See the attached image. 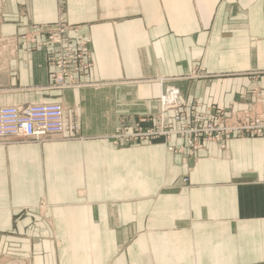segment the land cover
Here are the masks:
<instances>
[{
  "label": "crops",
  "instance_id": "1",
  "mask_svg": "<svg viewBox=\"0 0 264 264\" xmlns=\"http://www.w3.org/2000/svg\"><path fill=\"white\" fill-rule=\"evenodd\" d=\"M61 3V4H60ZM91 38L97 88H47L44 53L0 57V106L59 103L81 139L0 146V256L30 264H264V137L114 144L184 100L250 108L264 87V0H0V36L59 19ZM209 78L186 80L196 68Z\"/></svg>",
  "mask_w": 264,
  "mask_h": 264
},
{
  "label": "rangeland",
  "instance_id": "2",
  "mask_svg": "<svg viewBox=\"0 0 264 264\" xmlns=\"http://www.w3.org/2000/svg\"><path fill=\"white\" fill-rule=\"evenodd\" d=\"M60 2V0H59ZM61 4V3H60ZM63 25L68 28L66 33L67 37L70 39V44L68 47L71 49L70 57L71 62L79 61L77 68H75L73 63H68L69 67L67 70L71 74V78H67L64 81L68 87L63 88L62 86L56 85L52 78V74L61 71L58 67L55 69L51 65L49 59V50L52 46L48 43L49 34L47 30L42 29L41 32L37 31L39 28H48L52 26ZM38 28V29H37ZM78 30V34L74 31ZM58 34V33H56ZM78 36L83 40H87L83 49H80V43L78 41ZM91 38L90 36L82 30L81 25H74L67 23L64 19H59L57 22L51 25H36L32 24L22 33L10 35V36H0V57H12L20 53H30V52H43L44 53V65L48 70L49 84L47 86L50 90L63 91L68 89H81V88H97V84L90 81V72L92 70V59L90 52ZM58 48V46H57ZM80 49V50H79ZM56 60L58 64H61L66 59L65 57L56 54ZM65 70L63 69L62 72ZM209 78L203 70L199 67L196 68L192 74L186 78V80L192 79H203ZM172 80H162L160 81L161 92L157 98L158 111L155 114L138 116L136 122L129 128L122 127L114 132L111 136L112 142L114 144H131V143H146L151 144L156 140L162 139L164 142L169 141L172 138H179L185 141V148H172L169 150L178 153H185L188 157H193L194 154L204 149L205 145L209 142L218 144L221 148L225 147V143L229 138H244V137H254L263 138L264 135H252L244 134L240 135L237 133L224 134L221 137H210L207 135V130L209 125L213 124L214 131H218L221 126L214 124L215 119L219 122L226 120L224 116L231 118L236 114H242L244 120L256 123L259 122V115L254 116L253 114H264V109H262V104L264 100V87L256 88L252 90L251 97L254 102L250 108L247 109H235L233 104H230L227 108H220L216 105H205L197 99L184 100L181 97L180 91L177 87L172 84ZM177 91V102L175 106L164 108L162 106V99L165 96L167 90ZM43 104V103H38ZM59 104V103H56ZM20 105H34V104H20ZM61 106V104H59ZM19 106V105H13ZM0 107H10V106H0ZM62 107V106H61ZM64 110L65 118L68 121L75 122L77 125V131L71 138L65 139H53L44 140L41 142H29V141H18L0 143V146H9L14 144H28V143H45V142H65V141H76L80 140L82 137L80 135V120L79 114L74 109ZM264 108V107H263ZM246 115V116H245ZM260 124V123H259ZM214 134H216L214 132ZM213 134V135H214ZM12 256H0V264H30L26 260H21L17 258H11Z\"/></svg>",
  "mask_w": 264,
  "mask_h": 264
},
{
  "label": "built area",
  "instance_id": "3",
  "mask_svg": "<svg viewBox=\"0 0 264 264\" xmlns=\"http://www.w3.org/2000/svg\"><path fill=\"white\" fill-rule=\"evenodd\" d=\"M42 29L48 31V43L52 46V49L49 50L48 60L55 69L58 67L61 70L59 72L55 70L52 74L54 83L63 88L68 87L66 82L64 84L67 78H71V74L67 70L69 68L67 64L73 63L75 68H77L79 63V61H70L72 53L70 54L71 49L68 47L70 39L66 35L68 28L59 25L39 28L37 31L41 32ZM74 33L78 34V30H75ZM77 39L80 43V49H83V46L88 41L83 40L79 36ZM57 53L66 58L61 64L57 63L55 57ZM63 69L65 70L64 72H62ZM177 95V91L172 89L167 90L162 99V106L164 108L175 106ZM263 107L264 100L262 109H264ZM253 115H259L260 121L256 123L245 121L244 117L242 118V114H236L231 118L224 116L226 120L223 122H218L215 119L216 122L214 124L221 126V128L218 131H214L213 124H211L207 130V135L213 138L214 136L221 137L228 133L264 135V114L260 115L259 113L255 115L254 113ZM76 131V123L68 121L65 118L63 108L56 103L0 107V143H17L18 141L41 142L44 140L65 139L73 137Z\"/></svg>",
  "mask_w": 264,
  "mask_h": 264
}]
</instances>
